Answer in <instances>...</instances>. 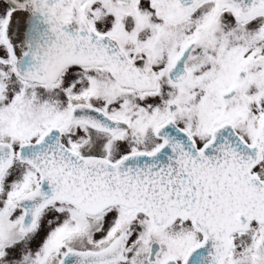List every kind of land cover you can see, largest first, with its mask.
Returning <instances> with one entry per match:
<instances>
[{
	"label": "snow or ice",
	"instance_id": "obj_1",
	"mask_svg": "<svg viewBox=\"0 0 264 264\" xmlns=\"http://www.w3.org/2000/svg\"><path fill=\"white\" fill-rule=\"evenodd\" d=\"M0 264H264V0H0Z\"/></svg>",
	"mask_w": 264,
	"mask_h": 264
}]
</instances>
